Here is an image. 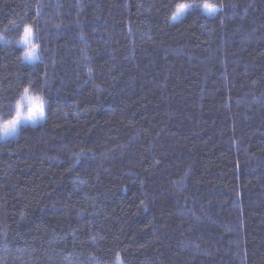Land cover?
Segmentation results:
<instances>
[{
	"label": "trees",
	"instance_id": "trees-1",
	"mask_svg": "<svg viewBox=\"0 0 264 264\" xmlns=\"http://www.w3.org/2000/svg\"><path fill=\"white\" fill-rule=\"evenodd\" d=\"M201 6L0 0V264H264V0Z\"/></svg>",
	"mask_w": 264,
	"mask_h": 264
},
{
	"label": "clouds",
	"instance_id": "clouds-1",
	"mask_svg": "<svg viewBox=\"0 0 264 264\" xmlns=\"http://www.w3.org/2000/svg\"><path fill=\"white\" fill-rule=\"evenodd\" d=\"M201 4L204 10L208 13L217 12V0H201ZM181 5H188L187 3H181ZM24 37L28 40V46L24 49V54L29 57H34L37 54L39 45L32 42V38L24 33ZM27 97V104L21 101L20 110L16 116V120H10L6 125L0 124V135L5 132H10L13 128H18L17 121L29 120L37 121L45 116L46 113V100L42 95L33 94L31 90L24 93V97Z\"/></svg>",
	"mask_w": 264,
	"mask_h": 264
},
{
	"label": "rangeland",
	"instance_id": "rangeland-1",
	"mask_svg": "<svg viewBox=\"0 0 264 264\" xmlns=\"http://www.w3.org/2000/svg\"><path fill=\"white\" fill-rule=\"evenodd\" d=\"M191 8H192V7L187 8V10H186L185 12H183V13H181V14H179V15H177V14L175 13V15H174V17H173V20H174V21H178V20H180V19H181V18H182V17H183V16H184V15H185L190 9H191ZM201 8L203 9L202 6H201ZM203 11H204L208 16H214V15H216L217 12L219 11V7L217 6V12L208 13V12H207L206 10H204V9H203ZM32 42L35 43V36H34V33H33V36H32ZM20 45H21L22 47L26 48V47L28 46V43H25V42L23 41V39H21V41H20ZM24 59H25V61H27V62H29V63H35L36 61H38V51H37L36 56H34V57H29V56H27V55L24 54ZM21 101H23L25 104H27V100L24 99V96H23V98H22ZM20 103H21V102H20ZM20 103H19V104H20ZM17 110H20V108L17 107ZM44 121H45V116H44L43 118H41V119L35 121L34 123H33L32 121H29V120H23V122L21 123V125L19 126V128H20L22 125H36V124L42 123V122H44ZM19 128L17 129V131H16L15 133L9 134V135H7V136H3V135H2L3 139H8V138H11V137L17 135V133H18V131H19Z\"/></svg>",
	"mask_w": 264,
	"mask_h": 264
},
{
	"label": "snow or ice",
	"instance_id": "snow-or-ice-1",
	"mask_svg": "<svg viewBox=\"0 0 264 264\" xmlns=\"http://www.w3.org/2000/svg\"><path fill=\"white\" fill-rule=\"evenodd\" d=\"M189 7H193V5H181V4L178 5L177 8H176V14L179 15V14L185 12L187 10V8H189ZM24 33H27V36H30L32 38V36H33V28H32V26L28 25L27 27H25ZM22 39H23V41L25 43H28V40H27L26 37L23 36ZM24 91H25V93H27L28 90L25 89ZM26 98L27 97L25 96L24 99H26ZM20 107H21V105L19 104L18 108H20ZM18 112H19V110L16 111L14 117H12L11 119L6 120L3 124L6 125L10 120H16V116L18 115ZM22 122L23 121H17V124L20 126ZM32 122L34 123L35 121H32ZM18 128H13L10 132H5L3 134V136H7L9 134L15 133Z\"/></svg>",
	"mask_w": 264,
	"mask_h": 264
}]
</instances>
